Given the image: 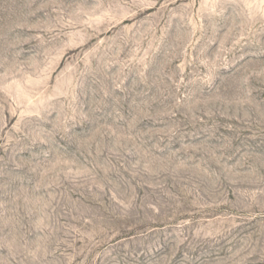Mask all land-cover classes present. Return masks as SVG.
Segmentation results:
<instances>
[{"label": "rangeland", "instance_id": "1", "mask_svg": "<svg viewBox=\"0 0 264 264\" xmlns=\"http://www.w3.org/2000/svg\"><path fill=\"white\" fill-rule=\"evenodd\" d=\"M0 264H264V0H0Z\"/></svg>", "mask_w": 264, "mask_h": 264}]
</instances>
